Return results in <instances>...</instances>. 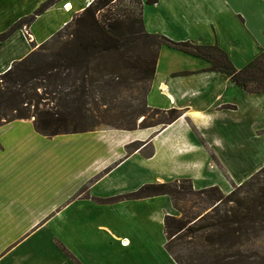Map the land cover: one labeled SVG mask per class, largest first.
Instances as JSON below:
<instances>
[{
  "label": "crops",
  "instance_id": "1",
  "mask_svg": "<svg viewBox=\"0 0 264 264\" xmlns=\"http://www.w3.org/2000/svg\"><path fill=\"white\" fill-rule=\"evenodd\" d=\"M94 1L53 0L30 26L0 40V76ZM142 1L147 33L217 45L238 70L264 53V0ZM46 2L0 0V36ZM210 66L202 58L161 48L147 104L182 113L165 128L48 138L35 130L34 120L1 126L0 264H138L136 257L146 259L154 252L165 264H177L166 249L165 218L178 215L169 197L100 201L168 183L161 178L137 183L136 161L160 160L172 170L168 176L177 167L182 174L173 182L190 179L196 190L217 186L199 185L205 168L231 181L230 160L221 154L234 146V129L248 144L245 150L239 146L244 150L239 159L247 161L239 174L245 178L232 182L239 186L264 167V94H249L228 75L208 71ZM135 143L142 148L128 155Z\"/></svg>",
  "mask_w": 264,
  "mask_h": 264
},
{
  "label": "trees",
  "instance_id": "2",
  "mask_svg": "<svg viewBox=\"0 0 264 264\" xmlns=\"http://www.w3.org/2000/svg\"><path fill=\"white\" fill-rule=\"evenodd\" d=\"M122 1L95 0L0 76L4 84L0 85V127L34 120L35 130L48 138L93 132L102 126L122 131L165 128L182 116L181 111L151 109L147 104L163 46L206 60L211 65L208 71L228 75L249 94H264V53L238 70L217 45L174 42L147 33L144 2L131 0L134 8L122 9ZM50 5L21 20L0 40L30 26ZM142 146L130 145L128 155ZM152 155L151 147L148 156ZM159 196L169 197L180 215L166 216L164 221L166 249L177 264H264V251L254 249L258 243L264 245V167L229 194L218 187L195 190L192 180L181 179L146 185L103 202Z\"/></svg>",
  "mask_w": 264,
  "mask_h": 264
},
{
  "label": "rangeland",
  "instance_id": "3",
  "mask_svg": "<svg viewBox=\"0 0 264 264\" xmlns=\"http://www.w3.org/2000/svg\"><path fill=\"white\" fill-rule=\"evenodd\" d=\"M52 2H53V0H47V2L44 3V5H50ZM132 5L133 4L131 3V0H124V1H122L121 8L122 9L129 8V7L134 8ZM2 82L3 81L0 79V83H1L0 85H2L4 87V84H2ZM43 91H44L43 89H39L38 90L39 95H43ZM142 96L143 95L141 94V98H142ZM42 97L43 96H41V98ZM127 99H128L129 102H132V100L130 99L129 96H128ZM41 101L42 102H46L47 100H43L42 99ZM154 119L156 121L159 120V118H154ZM152 121L153 120H149V122H152ZM100 128L101 129H109V128L104 127V126H102ZM240 130H241V128H240ZM233 132H234V135H235V138L233 137L235 144H234V146L232 148L229 147V149H227V152L225 154H221V156H223L225 158H228L230 160V164H231L233 173L230 174L231 177H229V180H230V178H232L235 182H238L241 178H245L244 177L245 175H241L239 173L241 172V168H242L241 166L244 165V163L246 164L247 161L246 160H240L239 157L244 152L245 148L247 147V144H248L247 141L248 140L246 139L245 136H244L243 140H239L237 138L236 129H234ZM233 138H231L229 140V144H230V142H231V140ZM239 141H240V143H239ZM239 146H242V148H244V150L243 149H239L240 148ZM192 160L193 159H191V161ZM249 164H250V162H249ZM134 166L136 167V171L138 172V174H137V183H140L142 180H148V181H154L155 182V180L157 178H161L164 182H168L169 183L171 181L173 182V180H174L173 178H175V175L182 174L181 171H178V168L175 167L176 170H175L174 174L168 176V174H170V172H172V170L164 169L162 161H160V160L156 161V162H153V163H145V164H141L139 161H136V162H134ZM244 168L249 170L248 166L244 167ZM201 175H203L204 179H203V182L200 183L199 185L202 186V187L203 186H207V185L214 186L213 184H215V185L219 186L222 189L221 191L224 194H229L231 191H233V189L235 187H237L232 182V179H231V181H228L225 178L224 175H220L218 172H215V170L213 168H205V170L202 171ZM170 177H171V179H170ZM251 177H249L247 180H249ZM247 180H245L244 182H246ZM231 182H232V184H231ZM159 184H161V183H159ZM209 188H211V187H207L206 189H209ZM202 190H204V189H202ZM131 194H133V193H131ZM128 195H130V194H128ZM125 196H127V195H125ZM116 198H119V197H116ZM119 200L129 201V200H139V199H131V198L130 199H126L125 198V199H119ZM119 200L114 201V202H118ZM103 201H105V200H101L100 202L104 203ZM179 205L183 206L184 203L180 202ZM177 217L179 218L180 215L178 214ZM139 220H143V219L139 218ZM137 230L139 231V228ZM154 231L155 232L158 231V226H155ZM254 249H257V250H260V252H263L264 251V245L262 243H258V244H256L254 246ZM154 251H156V250L154 249ZM175 251L179 252L180 250H179V248H176ZM146 259L148 260V264H165L163 259H162V256L160 254L156 253V252H154L150 257H146ZM146 259L142 255L136 257V260L138 261V264H147L146 263Z\"/></svg>",
  "mask_w": 264,
  "mask_h": 264
},
{
  "label": "built area",
  "instance_id": "4",
  "mask_svg": "<svg viewBox=\"0 0 264 264\" xmlns=\"http://www.w3.org/2000/svg\"><path fill=\"white\" fill-rule=\"evenodd\" d=\"M68 4L65 6V8H67Z\"/></svg>",
  "mask_w": 264,
  "mask_h": 264
}]
</instances>
